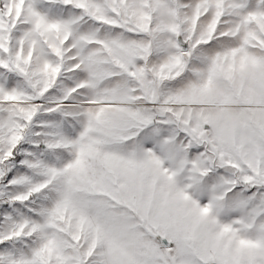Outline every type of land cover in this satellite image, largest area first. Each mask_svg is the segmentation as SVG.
Listing matches in <instances>:
<instances>
[{
  "label": "snow or ice",
  "instance_id": "6c2138e0",
  "mask_svg": "<svg viewBox=\"0 0 264 264\" xmlns=\"http://www.w3.org/2000/svg\"><path fill=\"white\" fill-rule=\"evenodd\" d=\"M0 264H264V0H0Z\"/></svg>",
  "mask_w": 264,
  "mask_h": 264
}]
</instances>
